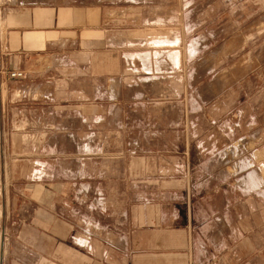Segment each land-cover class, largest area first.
Wrapping results in <instances>:
<instances>
[{
  "label": "crops",
  "instance_id": "obj_1",
  "mask_svg": "<svg viewBox=\"0 0 264 264\" xmlns=\"http://www.w3.org/2000/svg\"><path fill=\"white\" fill-rule=\"evenodd\" d=\"M47 11L8 9L0 28L2 264H264V65L249 46L201 56L197 40L117 43L127 33L104 27L97 69L57 80L56 61L38 66L56 45ZM30 105L47 138H26Z\"/></svg>",
  "mask_w": 264,
  "mask_h": 264
},
{
  "label": "rangeland",
  "instance_id": "obj_2",
  "mask_svg": "<svg viewBox=\"0 0 264 264\" xmlns=\"http://www.w3.org/2000/svg\"><path fill=\"white\" fill-rule=\"evenodd\" d=\"M257 1L259 0H0V28L5 29L8 9H41L47 13H50L47 10H56L58 21L51 29L57 32L56 45L40 51L42 57L38 66L42 68L41 73H48L49 64L56 61L54 65L57 68V80L72 73L80 76L86 70L97 69L94 50L97 47V36L104 27L106 36L110 38H116L120 32L127 33L124 39H116L117 43H127L130 40L129 33L131 41L134 42L136 38L139 43L161 36H167L168 41H172V37L176 38L177 35L188 46L197 40L193 45L208 46L201 56L222 46L229 38L235 47L249 46L242 54L246 56L245 60L252 59L254 66L250 69L255 70L253 68L264 65V14L258 13ZM100 20L106 26L99 27ZM108 26L112 29H107ZM121 48H126L124 53L128 54V47ZM39 85L42 86L43 83ZM68 103L70 101H66L64 97L60 98L56 113L58 123H61L59 120L70 110L66 109ZM27 111H30L26 116L30 129L25 132L26 138H47L45 129L39 133L32 126L34 120L40 121V116L36 111L32 112L34 108L31 105ZM48 111V105L42 106V122L55 119V116H49ZM0 224L5 230L1 221ZM8 248L9 246L6 247L7 250Z\"/></svg>",
  "mask_w": 264,
  "mask_h": 264
},
{
  "label": "built area",
  "instance_id": "obj_3",
  "mask_svg": "<svg viewBox=\"0 0 264 264\" xmlns=\"http://www.w3.org/2000/svg\"><path fill=\"white\" fill-rule=\"evenodd\" d=\"M1 14H2V11L0 9V16ZM10 77L12 79H23L25 75H24V72L20 70H13L10 73ZM9 242H10L9 236L8 234H6V231L2 229V226L0 224V264H2V262L7 256L8 250L6 249V247L9 246Z\"/></svg>",
  "mask_w": 264,
  "mask_h": 264
}]
</instances>
